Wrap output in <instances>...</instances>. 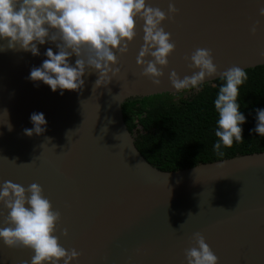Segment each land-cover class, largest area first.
<instances>
[{
    "label": "water",
    "instance_id": "water-1",
    "mask_svg": "<svg viewBox=\"0 0 264 264\" xmlns=\"http://www.w3.org/2000/svg\"><path fill=\"white\" fill-rule=\"evenodd\" d=\"M169 2L147 0L165 13ZM172 2L179 13L162 26L176 49L159 87L141 75L136 62L143 45L140 21L129 51L117 54L114 67L120 72L96 89L94 69L86 70L81 90L63 95L28 79L31 69L47 59L49 47L58 52L51 41L37 45L39 56L0 51V186L11 181L42 187L53 210L61 212L55 232L60 245L82 253L72 264H186L185 249L193 246L196 232L204 235L219 264H264V152L161 171L140 154L122 113L129 101L191 89L175 91L169 74L174 70L182 79L197 71L185 56L198 47L212 50L218 68L204 84L233 65L245 71L263 67L259 8L264 0ZM0 44L6 49V41ZM32 113L44 114L47 130L29 137L24 129L33 127ZM7 213L0 204V228L8 226ZM33 255L0 240V264H31Z\"/></svg>",
    "mask_w": 264,
    "mask_h": 264
},
{
    "label": "clouds",
    "instance_id": "clouds-1",
    "mask_svg": "<svg viewBox=\"0 0 264 264\" xmlns=\"http://www.w3.org/2000/svg\"><path fill=\"white\" fill-rule=\"evenodd\" d=\"M179 13L170 0L167 13L152 7L147 0H0V51L23 50L39 56L37 45L51 41L58 49L54 53L49 47L41 66L33 67L28 77L32 82H43L53 92L60 89L79 91L83 88L87 69L98 73L93 89L107 86L119 72L118 55H125L129 45L137 36V23L142 22L143 45L137 56V65L142 67L141 75L151 80L154 86L161 85L163 68L169 64V57L176 49L171 33L162 26L165 20H172ZM264 17V6L259 8ZM259 21L252 26L253 35ZM75 55V64L69 63ZM264 56V51L260 53ZM151 60H146V57ZM190 69H196L182 79L176 71L169 74V81L175 91L196 88L217 75L212 50L196 48L190 56H185ZM225 81L215 98L218 113V128L215 136L218 142L214 151L223 156L221 145L231 148L234 141L243 142L242 124L246 117L237 102L239 88L248 79L247 72L236 65L220 74ZM215 87V85H214ZM2 113L8 112L5 109ZM256 126L250 130L264 137V109H256ZM31 129L24 134L31 137L46 132L47 121L43 113H32ZM8 130L13 126L7 120ZM51 141V138L45 137ZM55 146V145H54ZM222 178V177H221ZM196 182V181H195ZM0 204L8 210L5 223L0 228V240L10 249L27 248L34 255L31 264H72L82 254L75 248L66 250L55 235L61 221V212L53 210L52 203L43 195L39 184L27 188L11 181L0 186ZM67 235V229L62 232ZM193 246L185 249L186 264H219L204 235L196 232L192 236Z\"/></svg>",
    "mask_w": 264,
    "mask_h": 264
},
{
    "label": "trees",
    "instance_id": "trees-1",
    "mask_svg": "<svg viewBox=\"0 0 264 264\" xmlns=\"http://www.w3.org/2000/svg\"><path fill=\"white\" fill-rule=\"evenodd\" d=\"M238 103L246 117L243 142L231 148L221 145L223 156L214 151L218 142V113L214 101L221 78L177 94H162L129 101L122 106L124 122L140 154L161 171H176L201 163L264 152V137L250 130L257 123L256 109H264V66L246 71ZM215 85V87H214ZM185 92H191L184 96ZM139 127V129H138Z\"/></svg>",
    "mask_w": 264,
    "mask_h": 264
},
{
    "label": "rangeland",
    "instance_id": "rangeland-1",
    "mask_svg": "<svg viewBox=\"0 0 264 264\" xmlns=\"http://www.w3.org/2000/svg\"><path fill=\"white\" fill-rule=\"evenodd\" d=\"M193 92H194V91H193ZM190 93H191V92H188V93L185 92V93H184V96H187V95H189ZM138 129H139V127H138Z\"/></svg>",
    "mask_w": 264,
    "mask_h": 264
}]
</instances>
